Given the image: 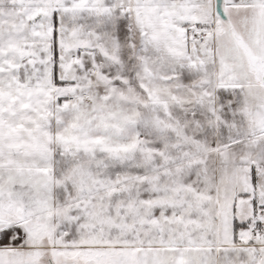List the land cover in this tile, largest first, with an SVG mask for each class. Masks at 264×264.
Segmentation results:
<instances>
[{
    "label": "snow or ice",
    "instance_id": "obj_1",
    "mask_svg": "<svg viewBox=\"0 0 264 264\" xmlns=\"http://www.w3.org/2000/svg\"><path fill=\"white\" fill-rule=\"evenodd\" d=\"M0 264H264V0H0Z\"/></svg>",
    "mask_w": 264,
    "mask_h": 264
}]
</instances>
